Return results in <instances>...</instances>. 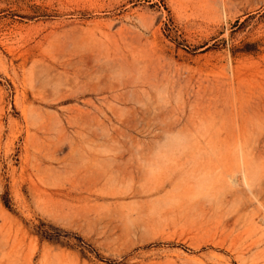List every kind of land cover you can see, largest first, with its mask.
Returning <instances> with one entry per match:
<instances>
[{
	"label": "rangeland",
	"instance_id": "1",
	"mask_svg": "<svg viewBox=\"0 0 264 264\" xmlns=\"http://www.w3.org/2000/svg\"><path fill=\"white\" fill-rule=\"evenodd\" d=\"M2 259L264 264V0H0Z\"/></svg>",
	"mask_w": 264,
	"mask_h": 264
},
{
	"label": "bare ground",
	"instance_id": "2",
	"mask_svg": "<svg viewBox=\"0 0 264 264\" xmlns=\"http://www.w3.org/2000/svg\"><path fill=\"white\" fill-rule=\"evenodd\" d=\"M6 239H7V238H6V236H5V235H3V240H2V244H3V246H5V244H6V242H7V241H6ZM3 254H4V252H3ZM3 254H2V255H3ZM5 257H7V255H6V254H4V258H5ZM4 261H5V260H4V259H2V262H1V264H5V263H4Z\"/></svg>",
	"mask_w": 264,
	"mask_h": 264
}]
</instances>
